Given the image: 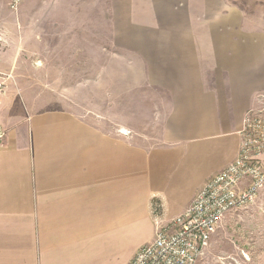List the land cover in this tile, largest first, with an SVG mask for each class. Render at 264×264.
I'll use <instances>...</instances> for the list:
<instances>
[{
	"label": "crops",
	"instance_id": "1",
	"mask_svg": "<svg viewBox=\"0 0 264 264\" xmlns=\"http://www.w3.org/2000/svg\"><path fill=\"white\" fill-rule=\"evenodd\" d=\"M203 4L216 14L218 0ZM150 12L118 43L145 75L108 93L98 83L97 102L83 93L81 109L27 104L38 97L13 63L25 44L10 46L0 20V264H130L153 242L155 218L181 214L236 158L243 117L264 95V29H235L232 14L163 28Z\"/></svg>",
	"mask_w": 264,
	"mask_h": 264
},
{
	"label": "rangeland",
	"instance_id": "2",
	"mask_svg": "<svg viewBox=\"0 0 264 264\" xmlns=\"http://www.w3.org/2000/svg\"><path fill=\"white\" fill-rule=\"evenodd\" d=\"M203 3L204 0H22L17 13L4 6L0 20L9 32L10 46L14 47L21 38L25 44L13 63L22 72L25 94L38 97L27 104L31 103L35 110L81 109L85 103L83 93L89 91L93 102H97L98 83H102L101 91L108 93L113 91V80L120 78L124 83L145 75L142 57L125 52L118 43L126 44L123 35L131 28L132 20L142 24L150 19V8H155L152 15L163 28H204L205 23L213 27L229 20L232 14L235 29L248 24L264 29V0H218L216 14L203 10ZM172 6L175 11L170 9ZM39 60L43 68L30 65ZM41 79L48 85L38 83ZM121 88L123 91L129 84ZM123 117V122H130L124 111ZM133 119L137 123L145 121L143 117ZM198 264H264V198L231 213L212 236Z\"/></svg>",
	"mask_w": 264,
	"mask_h": 264
},
{
	"label": "built area",
	"instance_id": "3",
	"mask_svg": "<svg viewBox=\"0 0 264 264\" xmlns=\"http://www.w3.org/2000/svg\"><path fill=\"white\" fill-rule=\"evenodd\" d=\"M6 1L17 13L22 0ZM238 134L236 158L205 182L181 214L165 223L155 218L153 242L140 247L130 264H198L228 216L264 198V95L245 114Z\"/></svg>",
	"mask_w": 264,
	"mask_h": 264
}]
</instances>
